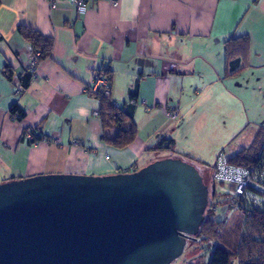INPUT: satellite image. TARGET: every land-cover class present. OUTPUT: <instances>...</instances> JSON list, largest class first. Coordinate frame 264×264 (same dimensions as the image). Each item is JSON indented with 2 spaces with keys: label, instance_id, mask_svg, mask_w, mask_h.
<instances>
[{
  "label": "crops",
  "instance_id": "obj_1",
  "mask_svg": "<svg viewBox=\"0 0 264 264\" xmlns=\"http://www.w3.org/2000/svg\"><path fill=\"white\" fill-rule=\"evenodd\" d=\"M26 27L51 38L54 48L18 93L17 81L29 73L35 54L20 33ZM242 39L249 40L248 53L228 61L226 43ZM109 70L111 100L138 128V138L124 149L107 143L117 131L103 130L95 116L101 103L86 91ZM252 86L264 91V0H120L116 8L104 0L89 5L83 18L68 0L54 9L48 0H1L0 184L136 173L182 154L178 136L188 134L190 123L185 115L196 112L198 124L213 128L218 116L246 122L242 90ZM162 109L177 110L179 119L171 122ZM239 130L219 150L246 132ZM32 133L39 142L30 143ZM170 140L171 152H157Z\"/></svg>",
  "mask_w": 264,
  "mask_h": 264
},
{
  "label": "water",
  "instance_id": "obj_2",
  "mask_svg": "<svg viewBox=\"0 0 264 264\" xmlns=\"http://www.w3.org/2000/svg\"><path fill=\"white\" fill-rule=\"evenodd\" d=\"M209 195L197 167L176 158L2 183L0 264H173L197 241Z\"/></svg>",
  "mask_w": 264,
  "mask_h": 264
},
{
  "label": "trees",
  "instance_id": "obj_3",
  "mask_svg": "<svg viewBox=\"0 0 264 264\" xmlns=\"http://www.w3.org/2000/svg\"><path fill=\"white\" fill-rule=\"evenodd\" d=\"M1 4V0H0ZM21 35L25 42L31 46L35 54L40 55V60L50 58L54 45L51 38H45L41 34L35 32L30 28H21ZM249 40L242 39L236 41H228L226 43V57L228 61L236 60L241 56L248 53ZM10 80L13 79L11 71L6 70ZM103 76L111 81V71H103ZM102 76V77H103ZM31 75L24 73L21 82L24 90L28 88L31 81ZM97 100L100 105V119L103 125V130L108 131L115 129L117 137L112 140H107V143L118 149H124L135 142L138 138V128L136 123L127 115L113 104L111 98L99 95ZM16 112V109L13 110ZM18 119H23L22 112L15 114ZM33 134V133H32ZM34 140L30 143L34 144L39 142V139L33 134ZM264 144V127L260 129L256 137L252 141L249 148L241 150L237 155L231 157L229 162L235 166L244 165L248 168L257 163L260 151ZM174 147V141H165L159 146L157 152H171ZM201 174V173H200ZM213 172H209L202 178H209L213 182ZM206 179H204V183ZM207 181V180H206ZM209 181V180H208ZM211 182V181H210ZM211 182V183H212ZM213 197L216 195L215 188L213 187ZM206 218L197 240H200L201 245L215 244L214 250L211 253L210 261L208 264H232L237 260L238 264H264V208L262 209H242L231 227L227 228L225 221L217 222L212 217ZM196 264H203L202 261Z\"/></svg>",
  "mask_w": 264,
  "mask_h": 264
},
{
  "label": "rangeland",
  "instance_id": "obj_4",
  "mask_svg": "<svg viewBox=\"0 0 264 264\" xmlns=\"http://www.w3.org/2000/svg\"><path fill=\"white\" fill-rule=\"evenodd\" d=\"M247 90L249 88H246ZM246 89L242 90L243 95V114L246 122L237 125L235 118L233 119L231 114L226 118L217 117L219 120L218 125L215 128L211 127V124H198L200 117L198 113H190L185 115L182 119L187 120L189 125L187 126L188 134L182 132L181 136H178L179 143L181 142L182 147L180 148V157L185 162L191 164L193 167H197L202 176H206L209 172L214 174V165L219 157V153L223 150L228 158L233 157L236 150L249 147L252 144V140L258 132V129L264 126V91L257 86H252L250 91L246 92ZM232 113H236L234 110ZM183 116V113H182ZM179 119V118H178ZM171 121V120H170ZM172 122V121H171ZM207 122H209L207 120ZM197 123V125H195ZM240 128V131L245 130V134L241 136L235 143L231 142L224 148L220 149L222 143L231 132H236ZM264 145V144H263ZM226 149V150H225ZM182 150V151H181ZM218 150L217 155H213ZM191 153L195 158L185 156L186 153ZM179 153V152H178ZM175 157L174 155H167L168 158ZM156 160H160V156H155ZM198 159L204 160L205 164H201ZM158 162V161H157ZM59 175V174H55ZM53 175V176H55ZM67 176V175H66ZM213 178V177H212ZM205 182L209 186V210L207 217H212L213 220L220 222L225 221L227 228L231 227L235 220L239 218L240 212L230 208L232 201H227L224 192L225 189H220L216 184L209 178ZM209 180V181H208ZM214 180V178H213ZM212 183H211V182ZM213 187L215 188L216 195L213 197ZM229 208H225L228 207ZM198 239L195 242H188L185 253L176 259L173 264H196L202 261L203 264H208L210 256L214 250L215 244L201 245ZM232 264H238L235 260Z\"/></svg>",
  "mask_w": 264,
  "mask_h": 264
},
{
  "label": "built area",
  "instance_id": "obj_5",
  "mask_svg": "<svg viewBox=\"0 0 264 264\" xmlns=\"http://www.w3.org/2000/svg\"><path fill=\"white\" fill-rule=\"evenodd\" d=\"M52 9L56 8L61 1L64 0H48ZM74 6L77 14L80 18L86 15L88 12V6L98 1L104 0H68ZM112 7L116 8L119 5L120 0H107ZM40 55L31 54L30 60L27 64V70L32 79L37 78L38 64L40 61ZM22 78V77H21ZM20 81H17L18 93L24 91V87ZM89 96L97 99L99 95H103L107 98H111L112 89L107 78L100 75L95 76L93 81L86 89ZM113 104L117 106L115 101ZM163 113L168 120L176 121L179 118V112L177 110H165ZM100 113H96L95 116L99 117ZM29 141L34 140L33 134L27 135ZM59 141H56L58 144ZM229 159L225 154H219V157L214 165L213 183L220 189H225L226 200L232 201L230 204L231 209L241 211L242 209H262L264 208V145L260 151L257 163L253 167L248 168L244 165L235 166L229 162ZM233 207V208H232ZM225 208H229L225 207Z\"/></svg>",
  "mask_w": 264,
  "mask_h": 264
}]
</instances>
